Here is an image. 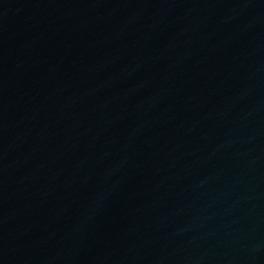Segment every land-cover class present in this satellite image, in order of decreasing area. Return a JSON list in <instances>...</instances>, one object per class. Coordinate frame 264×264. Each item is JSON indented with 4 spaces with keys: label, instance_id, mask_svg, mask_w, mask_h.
I'll return each instance as SVG.
<instances>
[{
    "label": "water",
    "instance_id": "water-1",
    "mask_svg": "<svg viewBox=\"0 0 264 264\" xmlns=\"http://www.w3.org/2000/svg\"><path fill=\"white\" fill-rule=\"evenodd\" d=\"M0 264H264V0H0Z\"/></svg>",
    "mask_w": 264,
    "mask_h": 264
}]
</instances>
